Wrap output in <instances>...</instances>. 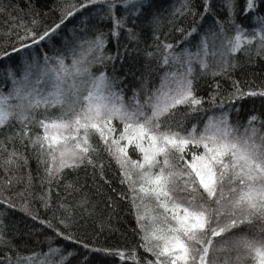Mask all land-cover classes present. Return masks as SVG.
I'll use <instances>...</instances> for the list:
<instances>
[{
	"label": "snow or ice",
	"instance_id": "obj_1",
	"mask_svg": "<svg viewBox=\"0 0 264 264\" xmlns=\"http://www.w3.org/2000/svg\"><path fill=\"white\" fill-rule=\"evenodd\" d=\"M60 2L59 22L38 35L34 27L39 13L33 12L36 7L33 0H23L22 5H5L0 0V14L6 13L12 21L8 35H15L19 44L13 46L11 52H0V59L35 45L52 44L55 48L61 41L62 47L67 49L53 56L45 53L42 63L32 57L20 77L11 68L5 69L13 87L6 93L0 89V171L4 173L0 176V205L23 211L33 220L39 219L30 210L33 178L28 170L29 158L15 148L17 140L32 150L43 168L42 185L59 182L66 174L65 169L75 171L81 167L99 170L103 178L101 153L106 152L120 169L121 183L129 184L132 195L122 198L130 199L134 209L140 207L137 200L141 203L154 200L163 210L160 215H154L146 205L143 214L137 213L141 247L154 259L141 261L135 250L126 254L123 250L92 248L55 229L50 221L40 220L41 224L52 228L65 240L81 243L93 252L117 256L122 261L127 259L131 264H220L221 258H210V254L233 250L237 253L236 264L244 259L264 264V134L256 126L264 127V121L256 115L250 116L241 133L240 126L231 123L229 112L223 111L226 103L234 107L247 96L264 97V90L245 92L234 82V91L221 98L219 104L216 103L218 91L211 97L213 105L222 109L218 115L209 116L202 129L197 124L185 129L188 116L205 111L203 98L196 95L194 88L199 75L226 76L236 67L238 52L251 54L255 50L256 55L264 56V15L254 17L258 27L249 31L235 22L236 0H222L234 34L229 35L224 21L216 17L217 30L201 35L195 52L188 47L177 51L181 44L198 34L207 15H214L212 0H202V11L195 8L192 0H180L167 20L159 12L153 13L154 0H83L79 6L75 0ZM97 4L107 9L106 16L112 20L110 34L101 32L94 38L74 34L71 41L60 37L59 30L70 18ZM261 4L264 0H245L244 15L257 12ZM117 7L123 9L121 15L115 14ZM17 8L21 15L12 14ZM25 11L31 17V27L23 19ZM197 15L200 20L188 29L179 23ZM139 22L148 23L153 36L155 51H146L145 56L149 61L155 59L164 72L159 85L149 92V76L155 69L146 70L142 80L145 99L141 102L139 98L141 89H133V96L126 102L125 77L117 75L116 62L123 63L126 55L139 49H129L124 44L115 54H106L105 45L108 35L119 45L122 32L127 33L129 41H138L135 26ZM166 25L168 32L163 33L162 39L161 30ZM85 28L83 25L80 31ZM173 32L182 36L175 44L168 42ZM109 62L111 72L107 71ZM97 66L104 70L98 69L97 74L93 71ZM216 88L219 89L218 84ZM181 105L188 111L177 119ZM52 109H58L59 114H52ZM38 114L42 118L37 119ZM114 121H119L122 129L118 130ZM13 122L19 124L20 129L2 135L14 127ZM33 126L40 127L43 134L32 135ZM97 136L99 141L95 140ZM9 144L13 147L9 148ZM130 146L138 150L139 159L131 158ZM200 148L202 152L195 151ZM186 155L192 156L191 161L185 159ZM21 169H25L26 174H20ZM21 183L24 188L20 192L5 195ZM66 190L79 191L73 183L67 184ZM16 197L22 198V202L12 203ZM38 198L48 207L44 196ZM87 203L84 197L80 206ZM64 207L61 204V208ZM149 217L150 230L144 223ZM245 225L256 234H237ZM8 231L9 225L0 214V252L3 253L0 264H65L72 255L69 252L61 256V250L50 244L46 253L17 252L12 256ZM216 237L222 238L219 247H214ZM152 240L157 243L149 246ZM222 264H231V261L225 258Z\"/></svg>",
	"mask_w": 264,
	"mask_h": 264
},
{
	"label": "trees",
	"instance_id": "obj_2",
	"mask_svg": "<svg viewBox=\"0 0 264 264\" xmlns=\"http://www.w3.org/2000/svg\"><path fill=\"white\" fill-rule=\"evenodd\" d=\"M180 0H154L153 13L159 14L167 20L170 17L173 9L179 6ZM5 5H22L23 0H3ZM36 5L33 12H38L36 16L37 24L34 31L39 35L46 28L52 27L58 23L61 18L60 0H33ZM77 6L83 3V0H75ZM192 4L199 11H202V0H192ZM212 7L214 15H207L203 21L202 26L199 27L198 34H194L189 42L181 44L177 51L183 47H188L191 51L195 52L200 42L201 35L208 33L210 30H217L215 26V18L219 17L224 21L225 27L229 35L234 34V29L228 24L227 10L222 7V0H212ZM245 0H236L235 2V22L243 25L246 29L251 31L258 27L257 21L254 19L256 15H264V4H261L257 12L244 15ZM11 10V9H9ZM116 15H121L123 9L117 7L115 10ZM107 9L100 4L90 5L86 9L77 13L74 17L70 18L64 26L59 30L60 37H67L69 41L72 40L73 35L87 36L94 38L97 33L110 34L113 27L112 20L106 16ZM13 15H21L19 8L12 12ZM23 19L31 27V17L22 14ZM200 20L199 15L195 18L188 16L181 20L179 23L186 29L190 28L195 21ZM19 23V20L16 21ZM12 21L9 20L8 15L0 14V52H11L13 46L18 47L15 35H8V28L11 27ZM86 25L83 32L80 31L81 27ZM129 26H132L129 21ZM138 34V41H129L127 33L122 32L120 36L119 45L108 35V42L105 45L106 54H115L117 48H122L127 44L129 49H139V51H132L130 55H126L123 63L116 62L117 75L125 77V100L130 101L133 96V89H141L140 100L143 102L145 93L142 89L143 76L146 70L155 69L151 72L148 80V90L151 92L153 88L159 85L160 76L163 75L164 70L160 69L155 59L149 61L145 56L146 51H155L153 36L148 23L139 22L135 26ZM163 33L168 32L167 25L161 30ZM23 35V32L20 33ZM180 33L173 32L168 37V42L175 44L177 40H181ZM31 43V41H24ZM63 41L58 43L54 48L52 44L35 45L26 51H21L12 54L8 58L0 59V85H8L10 80L5 75V69L11 68L17 77L20 75V70L25 64L32 61V57H37V62H43V55L47 53L49 56L58 54L60 51L67 52L66 48L62 47ZM39 53V55H38ZM236 67L231 68L227 75L212 76L199 75L194 82L195 93L197 96L203 98V108L205 111L198 114H193L185 120V129H191L193 124H197L200 129L204 127V122L209 116L218 115L222 109L214 106L211 97L217 93L216 103L223 97H228L234 91V82H238L242 91L249 90H264V56H258L255 50L251 54L238 52L235 54ZM150 66V68H149ZM99 70H104L102 67L97 66L93 69L98 74ZM112 63L107 65V71L111 72ZM199 72V66H197ZM139 77V79H138ZM219 85L217 90L216 85ZM239 109L238 111L236 109ZM56 111V112H55ZM179 114L177 119L188 111L186 106H178ZM223 111H228L230 114V121L233 125L240 126V132L243 133L244 127L248 118L256 115L261 121H264V97L262 96H247L236 102L234 107L229 106L227 103ZM51 113L54 115L59 114L58 109H52ZM42 118L39 114L37 119ZM116 122V121H114ZM14 127L5 130L2 135L7 136L20 129V125L13 122ZM119 123V121H118ZM260 128L261 134H264V127L259 124L256 125ZM31 134H43L42 129L38 126L31 128ZM99 141V137H95ZM27 143V142H25ZM9 148L13 147L12 144L8 145ZM101 147L103 144L101 143ZM130 146L128 152L131 155L132 151ZM191 147V146H190ZM15 148L24 152L29 158L28 170L32 175V187L30 191L33 193V198L30 201V210L33 215L38 216V220H33L31 216L25 215L23 211L9 209L0 205V214L3 215L5 223L9 225L8 238L12 247L11 255L15 256L17 252L20 254H31L37 252H47L49 245L58 247L60 255H67L68 257L65 264H131L127 259L121 260L117 256L105 255L102 252H93L83 247L87 244L92 248L110 249V250H123L126 254L135 250L137 256L141 261L145 259H154L150 253L146 252L141 244L142 233L137 227V213L134 209L130 199L122 197H131L132 193L129 191L128 183H121L120 169L117 167L115 161L108 156L106 152L101 153V160L104 163L103 178L99 170L93 168L81 167L75 171L65 169L66 174L62 175L59 182H53L51 185L41 183V177L44 175V170L41 168L32 150L26 146H22L19 141L15 142ZM202 152L203 148L198 150ZM3 155H7L4 153ZM185 159L191 161L192 156L186 155ZM183 165V161H180ZM20 174H26L25 169L20 170ZM4 173L0 171V176ZM135 178V177H134ZM69 183L75 184L79 191L66 190V185ZM24 188V184H17L11 190L6 191L5 195L12 196L13 193H18ZM44 196L48 201V207H44L42 201L38 198ZM87 197L88 203L84 206L81 201ZM139 200H137L138 202ZM22 202V198L16 197L12 203L18 204ZM61 204L65 205L61 208ZM50 221L55 229L70 234L76 241L81 243H74L70 240H65L56 235L52 228H48L45 224L39 221ZM63 221V223H61ZM245 232L248 235H255V231H249L248 226H242L237 230V234ZM221 237L214 238V247H219ZM3 253L0 252V255ZM236 251L231 252L219 251L212 252V256L221 258L222 264L225 258H229L231 264H236L235 256ZM87 258V259H85ZM241 264H254L252 259H244Z\"/></svg>",
	"mask_w": 264,
	"mask_h": 264
},
{
	"label": "rangeland",
	"instance_id": "obj_3",
	"mask_svg": "<svg viewBox=\"0 0 264 264\" xmlns=\"http://www.w3.org/2000/svg\"><path fill=\"white\" fill-rule=\"evenodd\" d=\"M32 62V61H31ZM30 62V63H31ZM68 63H70V61H67ZM27 64H25L26 66ZM25 66L22 67V69L20 70V76H22L23 74V71L25 69ZM10 80V79H9ZM13 87V83L12 81L10 80L9 84L8 85H0V89H2L5 93L7 91H9L11 88ZM56 112V111H55ZM54 114V113H53ZM114 124H116L118 126V130L122 129V125H120V123H118V121L114 122ZM131 151H132V154L130 155L132 159H139L140 158V153L137 151H134L133 150V147L131 148ZM137 204L140 205L139 209H136L139 213L143 214L145 212V206L148 205L151 207V209L153 210L152 214L154 215H160L163 210L162 209H159L156 204H155V201H148V200H145L144 203H141L140 201L137 202ZM145 225L146 226H149V230H150V217L149 218H146L145 221H144ZM157 243V241L155 240H152L150 241L149 243V246H153ZM61 256H65V255H61ZM56 259H59V257H57Z\"/></svg>",
	"mask_w": 264,
	"mask_h": 264
}]
</instances>
